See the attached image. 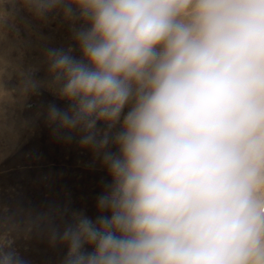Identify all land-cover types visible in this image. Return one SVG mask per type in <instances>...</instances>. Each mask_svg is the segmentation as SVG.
<instances>
[{"label": "clouds", "instance_id": "9594fccd", "mask_svg": "<svg viewBox=\"0 0 264 264\" xmlns=\"http://www.w3.org/2000/svg\"><path fill=\"white\" fill-rule=\"evenodd\" d=\"M14 3L69 23L74 46L48 48L47 81L30 67L21 90L65 101L53 135L110 178L95 219L51 228L60 264H264V0ZM16 232L0 229V264H27Z\"/></svg>", "mask_w": 264, "mask_h": 264}, {"label": "rangeland", "instance_id": "374dc122", "mask_svg": "<svg viewBox=\"0 0 264 264\" xmlns=\"http://www.w3.org/2000/svg\"><path fill=\"white\" fill-rule=\"evenodd\" d=\"M6 23L0 38V229L14 233L13 247L27 264H60L66 248L49 243L51 228L83 211L95 219L96 198L109 182L89 150L76 139L53 135L46 120L50 104L67 108L46 87L25 97L22 82L30 67L33 78L47 81L48 48L74 46L70 25L61 15L36 19L14 0L4 4ZM79 58V51L73 52ZM47 217V219H45ZM26 233V234H25Z\"/></svg>", "mask_w": 264, "mask_h": 264}]
</instances>
